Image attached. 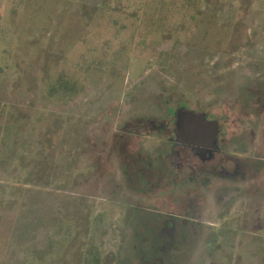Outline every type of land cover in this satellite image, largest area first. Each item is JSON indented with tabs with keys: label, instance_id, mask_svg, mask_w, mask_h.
<instances>
[{
	"label": "rangeland",
	"instance_id": "obj_1",
	"mask_svg": "<svg viewBox=\"0 0 264 264\" xmlns=\"http://www.w3.org/2000/svg\"><path fill=\"white\" fill-rule=\"evenodd\" d=\"M0 264H264V0H0Z\"/></svg>",
	"mask_w": 264,
	"mask_h": 264
},
{
	"label": "flooded vegetation",
	"instance_id": "obj_2",
	"mask_svg": "<svg viewBox=\"0 0 264 264\" xmlns=\"http://www.w3.org/2000/svg\"><path fill=\"white\" fill-rule=\"evenodd\" d=\"M181 108V107H180ZM184 109H177L175 112V121L174 127L172 128V132H174L178 137H174L172 139L177 140L176 144L174 142V147H177L179 153H177L175 159L179 161L177 168L184 169L185 166L189 169L195 168V161L191 154H188L185 150H192V152H200L197 144H202V146H209L212 148V154L215 151V145L217 138L216 131V123L212 120H208L206 117L202 115L192 113L188 108L183 107ZM159 127V128H158ZM155 128L160 130V133H164L169 129L168 122L163 120L160 121ZM180 141H184V143L180 144ZM184 144V145H183ZM217 147V146H216ZM218 148V147H217ZM207 149H203L205 151ZM122 151V150H121ZM185 151V152H184ZM187 153V154H186ZM202 153V152H200ZM204 154V153H202ZM201 154V155H202ZM204 161V159H203ZM131 166V165H130ZM131 168V167H130ZM148 166H145V172L151 170ZM105 169V168H104ZM182 169V170H183ZM181 170V171H182ZM144 172V173H145ZM132 180V179H131ZM140 186V185H139ZM136 186H131V191L135 190ZM143 191H145L144 186L141 187Z\"/></svg>",
	"mask_w": 264,
	"mask_h": 264
},
{
	"label": "trees",
	"instance_id": "obj_3",
	"mask_svg": "<svg viewBox=\"0 0 264 264\" xmlns=\"http://www.w3.org/2000/svg\"><path fill=\"white\" fill-rule=\"evenodd\" d=\"M78 91V86L76 81H71L64 76H60L56 84L50 87V95L63 94L62 97H71L75 95Z\"/></svg>",
	"mask_w": 264,
	"mask_h": 264
}]
</instances>
